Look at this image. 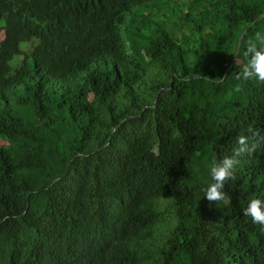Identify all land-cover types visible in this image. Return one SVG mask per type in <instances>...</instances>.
Listing matches in <instances>:
<instances>
[{"label": "trees", "instance_id": "1", "mask_svg": "<svg viewBox=\"0 0 264 264\" xmlns=\"http://www.w3.org/2000/svg\"><path fill=\"white\" fill-rule=\"evenodd\" d=\"M263 22L264 0H0V264H264V143L203 196L264 136V82L236 79Z\"/></svg>", "mask_w": 264, "mask_h": 264}, {"label": "clouds", "instance_id": "2", "mask_svg": "<svg viewBox=\"0 0 264 264\" xmlns=\"http://www.w3.org/2000/svg\"><path fill=\"white\" fill-rule=\"evenodd\" d=\"M233 47L239 52L238 43H234ZM243 55L246 63L236 79L264 82V27L249 36L244 45ZM237 142L239 147L233 155H225L219 159L213 157L208 165L210 181L204 187L203 196H206L209 201L226 200L225 183L230 178H234L240 156L253 153L258 144L264 143V136L253 139L247 135H240ZM243 211L245 215L251 216L253 223L264 225V196L251 198Z\"/></svg>", "mask_w": 264, "mask_h": 264}, {"label": "rangeland", "instance_id": "3", "mask_svg": "<svg viewBox=\"0 0 264 264\" xmlns=\"http://www.w3.org/2000/svg\"><path fill=\"white\" fill-rule=\"evenodd\" d=\"M261 27H264V22H263V24H260V25L257 27V30L260 29ZM191 35H193V34L191 33ZM3 36H4V34L1 33V34H0V39H2ZM191 37H192V36H191Z\"/></svg>", "mask_w": 264, "mask_h": 264}, {"label": "water", "instance_id": "4", "mask_svg": "<svg viewBox=\"0 0 264 264\" xmlns=\"http://www.w3.org/2000/svg\"><path fill=\"white\" fill-rule=\"evenodd\" d=\"M245 33H246V31L240 36V38H239V45L241 44L242 38H243V36H244Z\"/></svg>", "mask_w": 264, "mask_h": 264}]
</instances>
